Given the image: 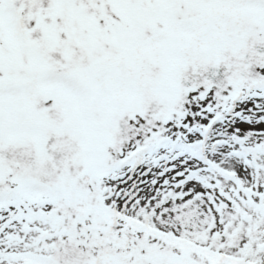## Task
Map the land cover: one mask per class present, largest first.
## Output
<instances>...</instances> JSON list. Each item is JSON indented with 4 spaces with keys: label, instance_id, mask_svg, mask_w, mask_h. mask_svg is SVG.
Returning <instances> with one entry per match:
<instances>
[{
    "label": "snow or ice",
    "instance_id": "snow-or-ice-1",
    "mask_svg": "<svg viewBox=\"0 0 264 264\" xmlns=\"http://www.w3.org/2000/svg\"><path fill=\"white\" fill-rule=\"evenodd\" d=\"M0 264H264V0H0Z\"/></svg>",
    "mask_w": 264,
    "mask_h": 264
}]
</instances>
